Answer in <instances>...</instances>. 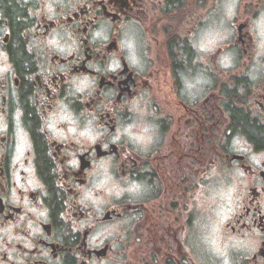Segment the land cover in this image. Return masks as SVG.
I'll return each instance as SVG.
<instances>
[{
  "label": "flooded vegetation",
  "instance_id": "1",
  "mask_svg": "<svg viewBox=\"0 0 264 264\" xmlns=\"http://www.w3.org/2000/svg\"><path fill=\"white\" fill-rule=\"evenodd\" d=\"M0 264H264V0H0Z\"/></svg>",
  "mask_w": 264,
  "mask_h": 264
},
{
  "label": "rangeland",
  "instance_id": "2",
  "mask_svg": "<svg viewBox=\"0 0 264 264\" xmlns=\"http://www.w3.org/2000/svg\"><path fill=\"white\" fill-rule=\"evenodd\" d=\"M222 189L228 190V188H222ZM215 227H216L215 222L213 224L207 222V224L205 226V232H204L205 240H207V241L210 240L211 242L213 241L214 236H215Z\"/></svg>",
  "mask_w": 264,
  "mask_h": 264
}]
</instances>
